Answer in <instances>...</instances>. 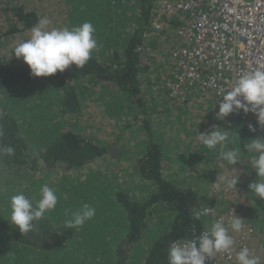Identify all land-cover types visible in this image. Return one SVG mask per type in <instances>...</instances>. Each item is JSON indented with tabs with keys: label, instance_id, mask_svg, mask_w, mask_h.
Masks as SVG:
<instances>
[{
	"label": "trees",
	"instance_id": "1",
	"mask_svg": "<svg viewBox=\"0 0 264 264\" xmlns=\"http://www.w3.org/2000/svg\"><path fill=\"white\" fill-rule=\"evenodd\" d=\"M153 1L141 0V6L137 11L138 21L136 22L138 27H135V31L132 30V25L135 22V18L132 15L136 13V4L128 0H118L117 2L111 0L109 2L113 5L123 2L125 7L131 10V14H127V19L123 25V28L129 25L131 31H121L122 35H124L123 38L120 37L121 34L119 35V40L121 41H113L112 37H106L109 42L103 45V51L106 53L112 52V55L108 56L107 54L108 57L100 58L94 51L91 59L81 69L77 68L76 65H70L63 73L57 72L54 76L33 77L29 66L24 63L22 58H16L14 53L15 59H10L9 55L13 54V47L20 42L19 39L28 38L31 35V28L44 16H41L31 6L35 2L34 0H0V146H11L15 149L13 156H0V165L11 168L16 172L14 176L29 169L36 171L40 167L46 172L48 170L54 172L62 169L64 170V175L75 177L74 175L78 174L77 171L99 164L100 159L116 146L115 141H110L109 145H105L104 141L106 138L109 137V134L118 135L122 133L117 128L119 119H116L109 120L103 125L101 128L104 129L106 134L100 135L103 130L98 128L99 120L96 117L98 115L90 114L91 103L89 100L93 99L94 94H100L101 98L106 102L107 99L103 91H106L111 86L117 88L119 94L114 95L113 93L108 98L117 99L119 101L118 107L121 110L129 106L132 108L136 107L135 111L141 114L140 117L135 115L136 117L132 120L133 124L140 120L144 123L148 121L147 127L142 129L148 138L145 139L146 142L143 149L135 159L134 164H130L128 172V174L136 172L133 179L141 183V185L137 186L138 190L144 188L139 193L144 195L140 197L131 196L130 193L132 191L130 189L121 187L115 196L120 205L113 208L116 213L120 214L116 221L118 231L112 235L113 238L111 239L114 240L113 245H101L99 248L97 246L93 248L88 246L85 247V253L82 255L78 254V249V251L76 250V259L73 251H70L69 261H65L64 264H73L76 260L82 264L85 262L87 264H96L105 253L110 252L114 254L113 260L115 264H168V251L171 241L194 239L206 227V222L202 220V215L198 220L195 219L197 211H200L202 207L216 204L222 209L225 208V200L221 202L220 195H215V199L207 205L208 202L200 194L202 191V189L200 191V182L204 181L205 178L198 176L199 172L197 174L194 173L193 169L197 167L192 162H188V165H182L180 173L179 171H174L175 174L179 173L176 176L178 179L189 177L183 180H172L166 176L165 165L168 163L165 161L162 146L156 142L158 139L150 130L147 117L151 111L147 107V102L144 101L146 99L144 90L153 88L154 83L147 81L143 78V75L150 68L146 57L157 49L162 48V45L158 44L159 38L163 37L164 41L172 39V37H175L174 33L180 25L179 22L172 19L169 22V30L159 36L155 34L149 35L148 31L153 15ZM80 2V0L75 2L71 9L73 13L67 15L72 25H79L75 15L81 13V7L78 4ZM108 12H110V9ZM112 12L116 15V11ZM103 37H100V42H104L105 39ZM9 48L10 50L8 51ZM171 52L172 50H170ZM15 61L18 62L15 63ZM170 64V76L162 84L158 82L157 87L160 94L165 91V88L168 92V84L177 72L175 64L173 62ZM21 85L22 87H27L26 89H36L38 87L40 88L39 93L44 90L41 87L48 86L47 91H49V88L54 85L58 92L55 106L57 107V113L55 112L52 117L56 121L54 137L44 148L39 150L38 156L33 158L34 160H31L32 155L30 154L29 144L22 136V125L24 128H31L32 119L28 116L25 117L26 121L22 122L24 119L21 120L16 114L13 115L9 112L8 105L10 103L6 104V101L1 99L8 92L16 95L23 94L22 87L19 91H16V88ZM149 90L152 93L155 92L154 89ZM191 98L204 103L209 100L218 105L215 107L219 108L220 102L217 98L212 94L207 95V92L200 87L190 89L188 91V101L185 102L190 103L192 101ZM163 99L166 100L165 96ZM175 101L170 100L169 102L174 105L185 104ZM35 113H31L32 118H35ZM112 113L121 117L122 112L112 111ZM122 118L123 115L120 119ZM239 121H241L239 118L230 117L229 114L226 120L227 125L222 130L229 132L235 126H239ZM185 126L188 127V125L184 124L180 129H184ZM202 126V124H199L198 128ZM194 127L196 125L192 126V128ZM157 131L159 132L158 129ZM159 133L161 137H167L163 133ZM228 135L230 137L231 133H228ZM103 137L104 139L101 140ZM226 143H230V139ZM219 151L220 146L217 148L216 153ZM212 165L214 166V163ZM206 167L208 165H205L202 169H207ZM204 172L208 177L209 172ZM193 173L195 176H190ZM39 177L35 176V178L40 179ZM209 178L212 180L211 177ZM205 182L209 181L205 179ZM27 196L32 199L34 196L37 198L38 194L34 195V189H31ZM38 199L39 197L36 200ZM32 201L35 203L34 200ZM87 204L95 208L94 198L89 200ZM82 207L83 205L79 209ZM154 217L159 219V223L161 218H166L167 222L165 225L160 223L156 228V234L153 235L150 234L151 227L149 224ZM92 220L93 218L88 222ZM2 221H6L5 224ZM2 221L0 220V236L4 233L2 238L9 248L8 250L5 249L4 244L0 242V264H13L6 260L4 261L2 258L3 255L9 253L15 259L13 262H17L13 247L17 249L22 246L26 250L29 247H34L40 251L58 254L59 251L67 249L69 243H71L70 233L60 232L53 222L47 219V213L38 223L33 221V224L36 225L35 229L25 234H22L17 226L12 225L10 219H3ZM88 222H85L84 227ZM93 223L94 221L90 225ZM72 231L76 232V228L72 229ZM148 234L153 237V244L145 254L144 244L142 243ZM105 247L106 249H104ZM98 249L104 250L100 251ZM252 249L255 256L259 258V264H264L263 254L260 253V247L256 241ZM95 251H100L98 256L94 255ZM137 252L139 256L135 258V253ZM89 255H92V257Z\"/></svg>",
	"mask_w": 264,
	"mask_h": 264
},
{
	"label": "rangeland",
	"instance_id": "2",
	"mask_svg": "<svg viewBox=\"0 0 264 264\" xmlns=\"http://www.w3.org/2000/svg\"><path fill=\"white\" fill-rule=\"evenodd\" d=\"M34 1L35 2L32 3L31 6L36 9V12L40 13L41 16L50 19L51 23L48 26L49 29L64 27H68L69 29H71L74 26L77 27L82 25L84 22H90L95 28L94 38L97 40L98 44V49L94 51H96L95 53L100 58H106L109 55H112V52L106 53L103 51V45L108 44L109 42L106 40V37L110 36L112 37L113 41H118L120 34L121 38L124 37L121 31L128 32L127 27L125 26L123 28V25L127 19V14H131V10H128L123 4V2L113 5L109 3L111 0H80L81 2L78 4L81 7V13H79V15H75V18L78 20L79 25H72V22L69 21L67 15H71L73 13L71 10L72 6L78 0ZM115 1L117 2L118 0ZM130 2H134V4H136V10L139 9V7L141 6V0H132ZM109 9L110 12L107 13ZM112 11H116V15H114V12ZM132 16L137 17V14H134ZM136 21H138L137 18ZM166 24L169 25L168 22H166ZM101 36H104V42H100ZM28 38H30V36ZM28 38L22 40L19 39V41H23ZM162 38H159L158 44L163 45V47L161 49H157L155 52H152L146 57V61H149L148 65L150 66V68L148 72L143 75V78H145L147 81H151L152 83H154V87L149 89H154L155 92L152 93L149 89L144 90L146 96V99L144 101L147 102V107L149 108V111H151L147 117L149 119L150 130L154 133L156 139H158V141L156 142H158L162 146L165 161L168 163L167 165H165L166 176L168 178H171L172 180H183L189 177L186 176L182 179H178V177L176 176L182 171L181 165H187L188 162H192L197 167L193 169V171H195L194 173L197 174L199 172L198 176H200L201 178H205L207 181H209L205 182L204 179V181L200 182V191L202 189L200 194L203 195V198L206 199V201L208 202L207 205H209L211 201L215 199V189L212 187V184L216 182L217 178L219 176L232 178L233 176H231L230 174H236L234 177L239 178L236 188H228L226 186H222L226 188L227 191H224L223 194L220 195V199L221 202L225 200L224 205L226 210L234 209L235 215L244 220L243 224L247 230H255L257 232L256 242L258 243L260 247V253L263 254L264 258V199H261L260 197L256 196L249 188V185L251 183L258 180V177L256 176L257 173L251 167L250 162L251 157L255 155V153H248L244 147L246 143L242 144L239 139L237 141L233 139L234 137H231L230 143H226V150H240L238 162L235 165H231L227 161L221 160L218 155L219 152L217 153L215 159H208L207 154L210 153V149H208L199 141L198 135L202 133H210L212 130H214L212 125H215L217 128L222 130L224 126L227 125V117L217 119V113L219 112V108L215 106L218 105L214 104L213 102H210L209 100L205 103L198 100L192 101L190 103L183 102L185 103L183 105H174L169 102L170 99L168 97V92L167 94H160L159 89L157 87L158 82L162 84L163 81H166L165 79L170 76V72L167 74L164 73L167 71L166 66L171 65L169 56L164 57V59L162 57L165 56V53L169 54L170 50H175L174 47H176L177 49L183 46L182 42L177 39V37H172V39L165 41L162 40ZM14 48L15 47H13V50ZM9 50L10 48L8 49V51ZM9 57L10 59H15L14 52L13 54L9 55ZM154 57L155 61H153ZM162 59L164 60V63H162ZM17 62L18 61H15V63ZM21 87L22 85L17 87L16 91H19ZM26 88L27 87H22L23 94L21 95H16L15 93L8 92L4 94L1 99H3V101H6V104L10 103L8 105L9 112L13 115L16 114V116L21 120L24 119V121L22 120V122H25V117L28 116H30V118L32 119L31 128H24L22 125V136L26 140V142H28L30 154L32 155L31 160H34L33 158L38 156L39 150L44 148V146L52 139V137H54L53 134L55 133L56 121L52 119V117L55 112L57 113V107L55 106L58 98V92L56 91V87L54 85L49 88L50 92L47 91L48 86L41 87L44 90L40 93V88L38 87L36 89ZM113 93L114 95L119 94L118 89L107 88L106 91H103V94L107 99L106 102L103 98H101L100 94H94L93 99L89 100L91 103L90 114L98 115L96 116L99 120L98 128L103 130L102 134L100 135L106 134L104 129H102L101 127L105 125L109 120L116 119H119L117 121V128H119L120 132L122 133L118 135L109 134V137L106 138V140L104 141L105 145H109L110 141H115L116 146L113 149H110V151L106 153L102 159H100L99 164H95L86 169H83L82 171L84 172L77 171L78 174L74 175L75 177L70 176L67 177V179H58V177L64 175V170L62 169L56 170L54 172L48 170V172H46L43 168L39 167L36 171H32L29 169L32 172L26 170L22 173H18L17 176H14L16 175V172H14L11 168L0 165L1 221L3 219H10L11 197L13 195L22 193L27 198H29L27 195L31 192L32 186L34 184V177H45L46 175H49V178L45 182L40 183L39 185L42 186L47 184L50 188H53L58 197V203L54 210L47 212V218H51V221L59 231H61L62 233H66L65 231H63V229H60V226L63 223L59 219V216H56L55 210L58 208L62 198H64L62 196V193V195L59 194V191L63 190L64 192L67 189H71L70 187L75 185L74 178L77 177L79 179L77 186H79V189L83 190L79 197H82V199L85 198L87 201L92 200L94 197V205L96 209V214L93 217V220L90 222H88L89 220L86 221L88 223L85 227V230L88 229L90 223L94 221V223H104L102 229L98 231V233H101L102 236L110 233L115 234L118 231V224L116 221L118 220L120 214L116 213L113 208L120 205L118 204L117 199H115V196L119 189L121 187L130 189L132 191L130 193L131 196L140 197L144 195L139 194L144 190V188L138 190L137 185H141V183H138L136 182V179H133L134 174H136V172L134 171V173L129 174L128 172L130 170V164H134L135 159L138 157L139 153L143 149L144 143L146 142L145 139L148 138V136L142 130L147 127L148 121L146 119L147 122L144 123L142 120H140L133 124L132 120L134 117H136L135 115H138L140 117L141 114L135 111L136 107L132 108L129 106L121 110L118 107L119 101L117 99L108 98V96ZM210 94V92L207 93V95ZM164 96L167 101L163 99ZM112 111L122 112L121 117L123 115V118L120 119L121 117H118V115L113 114ZM32 112H36L35 118L31 117ZM19 114H21L23 117L21 115L19 116ZM200 121H208V123L206 124V126L198 128ZM184 124L188 125L189 128L185 126V128L181 130L177 127H183ZM195 125V128H191ZM162 126L168 128V130L165 132L175 135L174 138H171L166 135L167 138L171 141L168 142L165 137H161V134L159 132H161ZM240 126L244 125L240 124ZM245 127L247 126L245 125ZM259 128H262L261 135H259V137L264 138V126H259ZM157 129L159 130V132L157 131ZM228 133H230V131ZM193 137L197 138L198 141L194 140ZM103 139L104 137L101 140ZM183 141L187 142L190 145V150L196 151L197 154L193 153V155H190L189 153H187V155H189L188 159L182 160V163L180 165H177L175 164V159L168 157L169 155L171 156V153L173 151L169 150L168 146H173L174 143H181ZM243 142L248 143L249 141ZM242 154L244 156H249L246 160H242ZM214 161L217 162V165L216 162L214 163ZM212 163H214V166L212 165ZM221 163L223 168L221 166ZM205 165H208V167H206L207 169L203 170L202 168ZM225 170L228 171V173L225 172ZM174 171H179V173L175 174ZM204 171L209 172L208 177ZM194 173L190 176H195ZM110 175H114L112 176L114 178H111ZM209 177H211L212 180H210ZM54 184H56V186H52ZM246 185L248 186V188L246 187ZM92 194L94 195L92 196ZM34 198H32V200L35 201L37 198ZM254 200L260 201L261 205H254ZM76 210L78 211L80 209L77 208ZM155 217L149 224V226L151 227L150 234L153 235L156 234V228L158 225H160V223L161 225H165L167 222L166 218H161L159 223V219H155ZM70 218L71 217H67V219ZM2 222H4L5 224L6 221ZM150 234L146 235L147 237H145L146 239H144V242L142 243L144 244L145 254L148 252L149 248H151L153 244V237L150 236ZM3 235L4 233H2L0 236V242L3 243L5 249L8 250L9 247H7L5 240L2 238ZM83 244L81 245L85 250L86 245ZM78 249V254L82 255V247L78 245L70 246L69 243L68 248L65 249L63 251L64 253H62L60 256H58L59 253L53 254L51 252H48L47 255H40L38 257L33 256L32 258H30L29 253H31L32 251H35L38 254H41L42 251L34 247H29L28 250H26L25 248H22V246H20L17 249L13 247V253L15 254L17 262H13L15 259L12 258L13 256H11L10 253L3 255L2 258L4 261L6 260L13 264H60L61 261V264H63L65 263V261H69L70 251H73L74 257L76 259V250L78 251ZM104 249H106V247ZM89 256L92 257V255ZM138 256L139 253H135V258H137ZM113 257V252L105 253L102 256L101 260L98 261L96 264H115ZM73 264L82 263H79L76 260ZM83 264H87V262Z\"/></svg>",
	"mask_w": 264,
	"mask_h": 264
},
{
	"label": "clouds",
	"instance_id": "3",
	"mask_svg": "<svg viewBox=\"0 0 264 264\" xmlns=\"http://www.w3.org/2000/svg\"><path fill=\"white\" fill-rule=\"evenodd\" d=\"M171 20L166 22L169 24ZM50 23L49 18H40L31 28L30 38L20 41L13 50L16 58H22L29 66L33 77L54 76L57 72L63 73L70 65H76L81 69L91 59L93 51L98 49L97 40L94 38L95 28L90 22H84L71 29L68 27L49 29ZM169 27L166 24L165 28L155 35L163 34L169 30ZM174 36L176 38V35ZM241 109L245 113L248 111L255 113L258 116V123L264 126V67L258 66L242 71L238 75L232 83L231 90L223 95L217 119L227 117ZM249 128L254 130L251 125ZM213 129L210 133L199 134V141L210 150H216L217 146H220L219 158L235 165L238 162L240 150H225L226 142L229 140L228 132L220 130L215 125ZM244 147L248 153H255L250 162L258 175V180L251 183L249 188L256 196L264 199V138L252 139ZM14 154L13 147L0 146V156H13ZM238 180V177L219 176L212 187L216 191H220L222 186L236 188ZM57 203L58 197L55 190L47 184L40 189L39 199L35 203L22 193L13 195L10 222L17 226L22 234L28 233L36 227L33 221L38 223L47 212L55 209ZM211 210L197 211L195 219L198 220L201 215ZM231 213L232 219L228 227H225L223 218H221L212 224L209 231L202 232L194 239L171 241L168 264H205L206 260L212 259L217 253L230 252L235 241L229 233V228L239 233L244 227V220L234 215L233 210ZM95 214L94 207L84 204L80 210L71 213V218L65 221V227L75 229L83 226ZM236 259L238 264H259V258L254 256L247 247L237 253Z\"/></svg>",
	"mask_w": 264,
	"mask_h": 264
},
{
	"label": "built area",
	"instance_id": "4",
	"mask_svg": "<svg viewBox=\"0 0 264 264\" xmlns=\"http://www.w3.org/2000/svg\"><path fill=\"white\" fill-rule=\"evenodd\" d=\"M153 11L149 35L160 33L171 19L180 23L175 35L183 46L174 47L170 53L177 69L167 87L171 101L183 103L190 89L200 87L221 103L242 71L264 67V0H154ZM230 117L239 118L247 127L260 125L258 116L251 111L236 110ZM224 191L227 189L222 187L214 193L217 196ZM204 209L212 210L202 215L206 222L202 232L209 231L221 218L228 227L231 210L235 215L234 209H222L217 204L202 207L200 212ZM229 233L235 241L232 250L217 253L205 264H237V253L244 247L255 256V230L243 227L237 233L229 228Z\"/></svg>",
	"mask_w": 264,
	"mask_h": 264
},
{
	"label": "crops",
	"instance_id": "5",
	"mask_svg": "<svg viewBox=\"0 0 264 264\" xmlns=\"http://www.w3.org/2000/svg\"><path fill=\"white\" fill-rule=\"evenodd\" d=\"M137 11H138V9L136 10V13L135 14H137ZM134 18H135V22H134L135 24L133 23V25H132V30L133 31H135V27L136 28L138 27V23L136 22V18L137 17H134ZM127 31H131V27L130 26L127 27ZM162 47H163V45H162ZM164 55L165 56L162 57L163 59H164V57H168L169 56L168 53H165ZM156 58H160V57H156ZM163 59H162V63H164V60ZM153 61H155V57L153 58ZM170 61L172 63L171 57H170ZM169 67H170L169 65L166 66L167 71L164 74H167V73L170 72ZM109 88H114V86H111ZM162 94H167V90L165 89V91H163ZM192 97H194V96H192ZM195 98H197V97H195ZM191 99H192V101H196V100H193V98H191ZM207 123H208V121H201L199 124L200 125L202 124L203 125L202 127H204V126H206ZM240 124H243L244 126H240ZM177 127L180 129L179 126H177ZM252 129H254V130H250L249 127H245V124L242 121H239V126H235V128H233V129L230 130L231 136L229 137V139L231 137H234L233 139H235L237 141L239 139L242 144H245V143L247 144V142H243V141H249L250 142V140H252V139L260 138L259 135H261L262 128H259V125H257L256 128L254 127ZM167 130H168L167 127H163L162 126L161 133H163L164 135H167V136H169L171 138H174L175 137L174 134H169L168 132H165ZM234 131H235V133H234ZM166 139L168 140V142L171 141L167 137H166ZM193 139L196 140V141H198V139L195 138V137H193ZM218 147L219 146H217V148ZM168 149L169 150H173L172 153H171V156L172 157L170 155L168 157L175 159L176 160L175 164H177V165H180L182 163V160H184V159L187 160L188 159V156L189 155H187V153H189L190 155L191 154L193 155V153H196L197 154L196 151L190 150V145L187 142H184V141L181 142V143L180 142L174 143L173 146L172 145H169L168 146ZM216 150L215 151L210 150V153L207 154L208 155L207 156L208 159H211V158L212 159H215L216 158V155H217ZM212 153H214V154H212ZM248 156L249 155L244 156L242 154V160H246L248 158ZM215 162L216 161H214V163ZM221 166H222V163H221ZM222 168H223V166H222ZM225 172L228 173V171H226V170H225ZM230 175L234 177L236 174H230ZM48 176L49 175H46L45 177H39L40 179L34 177V180H33L34 181V184L32 186V189H34V195H36V194H38L40 192V189L42 188L43 185L41 186L39 184L45 182L49 178ZM50 176H53V175H50ZM110 176H111V178H114V177H112L114 175H110ZM256 176L258 177V175H256ZM67 177H70V176L63 175L61 177H58V179H62V178L67 179ZM74 181H75L74 182L75 185H73V186L70 187L72 190L71 189H67L64 192H63V190H60L59 191V194L60 195L63 194L62 196L64 197V198H62V196H61L62 200H61L58 208L55 210L56 216H59V219L63 223L60 226V229H63V231H65L66 233H70V235H71V243H70V245L71 246L72 245H78V246L82 247V254L85 253V250H84L83 246L81 245L83 243H86V244H83V245H86L85 247L90 246L92 248L94 246H97L99 248L101 245H103V246L113 245L114 240H111L113 238L112 237L113 234L110 233V234H105V235L102 236L101 233H98V231L101 230L102 227L104 226V223H100V224H99V222L97 224H94L93 223L86 230H85V227L86 226L84 227V225H83V226L77 227L76 228V232H73L72 229H68V228L65 227V221L68 220L67 217H71V213L72 212H76L77 211L76 210L77 208H80L82 205L87 204V202H88L85 198L82 199V197H79L80 194H81V192H83V190L79 189V186H77L78 185V182H79V179L76 177V178H74ZM256 181H254V182H256ZM52 186H56V184H54ZM246 187L248 188L247 185H246ZM93 195L94 194H92V196ZM225 195H223V196H225ZM64 199H66V200H64ZM253 203L256 206L261 205V202L260 201L254 200ZM66 210L68 212L67 215H66ZM47 219L51 221V218L48 217ZM68 242H70V241L68 240ZM98 250H100V249H98ZM63 251H59V255L58 256H60L62 253H64ZM100 251H99V253H100ZM47 254H48L47 251H42L41 254H38L37 252L32 251L31 253H29V257L32 258L33 256H37L38 257L40 255H47ZM94 255L95 256H98V251H95V254ZM61 262H60V264H61Z\"/></svg>",
	"mask_w": 264,
	"mask_h": 264
},
{
	"label": "bare ground",
	"instance_id": "6",
	"mask_svg": "<svg viewBox=\"0 0 264 264\" xmlns=\"http://www.w3.org/2000/svg\"><path fill=\"white\" fill-rule=\"evenodd\" d=\"M229 44L232 45V46L235 47V48L237 47V44H233V43H231V42H229Z\"/></svg>",
	"mask_w": 264,
	"mask_h": 264
}]
</instances>
